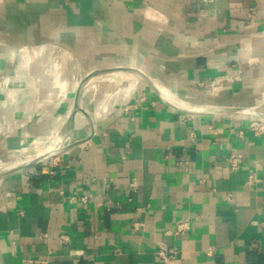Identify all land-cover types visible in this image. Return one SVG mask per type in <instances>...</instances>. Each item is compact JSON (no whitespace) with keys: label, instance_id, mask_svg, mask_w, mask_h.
Listing matches in <instances>:
<instances>
[{"label":"crops","instance_id":"0c3cea01","mask_svg":"<svg viewBox=\"0 0 264 264\" xmlns=\"http://www.w3.org/2000/svg\"><path fill=\"white\" fill-rule=\"evenodd\" d=\"M117 67L264 114V0H0V170L82 140L0 178V264H264L263 118L126 72L75 111Z\"/></svg>","mask_w":264,"mask_h":264},{"label":"water","instance_id":"95a60500","mask_svg":"<svg viewBox=\"0 0 264 264\" xmlns=\"http://www.w3.org/2000/svg\"><path fill=\"white\" fill-rule=\"evenodd\" d=\"M65 47L79 60H82L78 52H76L71 46L65 45ZM110 72H126L129 74H135L136 76H140L141 78L145 79L155 90L156 92L161 96V98L171 106L177 108L178 110L182 112H186L189 114H204V113H212V114H221V113H232V112H243V113H249L252 115H255L257 117H261L264 119V114L259 112L257 108L253 107H209V108H200V107H192L187 105L186 103L179 101V100H170L167 97L164 96V94L161 92V90L142 72L136 70V69H131V68H126V67H117V68H107V69H98L91 71L89 74H87L79 83L76 97H75V111L78 108H81L80 106V97L82 94V90L86 83L91 80L92 78L105 74V73H110ZM82 109V108H81ZM94 133V128L91 130V135ZM82 140H77L72 143L64 144L63 139L60 141L61 144L59 143L57 146H54L50 151L43 153V154H38L34 157L28 158L26 160H22L19 162H16L9 167H5L4 169L0 170V178L7 176L9 174H12L17 171H21L30 167H33L39 163L48 161L64 151L72 148L73 146L79 144Z\"/></svg>","mask_w":264,"mask_h":264},{"label":"built area","instance_id":"2783aa9c","mask_svg":"<svg viewBox=\"0 0 264 264\" xmlns=\"http://www.w3.org/2000/svg\"><path fill=\"white\" fill-rule=\"evenodd\" d=\"M10 100V99H9ZM251 128L257 135L264 133V120H254L251 123ZM228 162L232 170H238L242 165L240 155L232 154L228 158ZM253 180V176H249L248 182ZM188 228L187 222H180L172 231V234H182ZM181 249L178 245H168L162 243L156 252V260L159 264H178L180 262Z\"/></svg>","mask_w":264,"mask_h":264},{"label":"bare ground","instance_id":"6f19581e","mask_svg":"<svg viewBox=\"0 0 264 264\" xmlns=\"http://www.w3.org/2000/svg\"><path fill=\"white\" fill-rule=\"evenodd\" d=\"M64 88V87H63ZM65 91V90H64ZM162 91V93L164 94V96L165 97H167L168 99H170V100H176V99H174V97L169 93V92H167V91H163V90H161ZM61 132V131H60ZM61 134V133H60ZM59 134V135H60ZM54 138V137H53ZM49 139V138H48ZM55 143H54V145L55 146H57L58 144H59V142H60V140H59V138H57V137H55ZM65 141V140H64ZM66 141H67V139H66ZM51 145V144H50ZM54 145L53 146H50L49 147V145H48V147H46V148H44L43 150H42V152L40 153V154H43V153H46V152H48V151H50L53 147H54ZM41 151V150H40Z\"/></svg>","mask_w":264,"mask_h":264},{"label":"rangeland","instance_id":"374dc122","mask_svg":"<svg viewBox=\"0 0 264 264\" xmlns=\"http://www.w3.org/2000/svg\"><path fill=\"white\" fill-rule=\"evenodd\" d=\"M12 16V15H11ZM11 16H10V18H11ZM17 18V17H16ZM23 19H25V20H27V17H25V18H23ZM17 20H18V18H17ZM21 23L23 24L24 22H22L21 21ZM25 27V29H26V26H24ZM21 35H26L25 33H21ZM126 78H128L127 76H126ZM125 79V78H124ZM60 131H58V133L57 134H54L53 136H51L50 138H49V140H48V142L46 143V144H44L45 146H43V149L44 148H46V147H48V145L49 146H53L54 145V143H55V137H57V138H59V140L61 139L62 140V138L60 137ZM54 137V138H53ZM60 140V141H61ZM60 144H61V142H59ZM51 144V145H50ZM55 146V145H54ZM42 151V150H41Z\"/></svg>","mask_w":264,"mask_h":264}]
</instances>
